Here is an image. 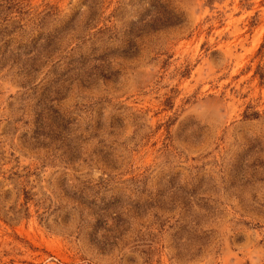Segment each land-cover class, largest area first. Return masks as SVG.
<instances>
[{"label":"rangeland","instance_id":"obj_1","mask_svg":"<svg viewBox=\"0 0 264 264\" xmlns=\"http://www.w3.org/2000/svg\"><path fill=\"white\" fill-rule=\"evenodd\" d=\"M0 264H264V0H0Z\"/></svg>","mask_w":264,"mask_h":264}]
</instances>
